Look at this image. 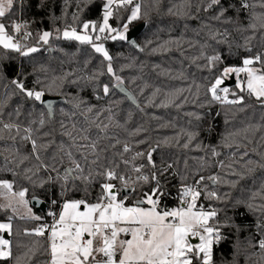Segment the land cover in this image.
Instances as JSON below:
<instances>
[{
  "label": "trees",
  "instance_id": "16d2710c",
  "mask_svg": "<svg viewBox=\"0 0 264 264\" xmlns=\"http://www.w3.org/2000/svg\"><path fill=\"white\" fill-rule=\"evenodd\" d=\"M207 2L208 0H140L142 18L139 23L145 22L146 25L137 40L143 51L136 49L128 41L118 39L104 42L110 55L113 56V67L124 77L125 84L135 95L138 105L133 104L119 91H114L105 97L95 86L96 81L86 79L103 67L100 55L94 53L88 45H81L76 41L52 39L48 45L41 43L39 45L41 51L28 57L0 47V117L12 124L27 126L29 120L37 119L39 113L43 112L47 123L37 136L42 132H50V136L45 137V140L52 139L57 143L64 141L66 145L69 141L62 135L64 129L61 128V121L69 129L73 123L76 124L77 129L88 128L93 139L99 134L102 146L115 143V140L119 139L120 144L108 149L106 155L109 158L113 153L121 151L124 143H130L133 149H143L144 152H147L149 146L154 147L159 143L160 147L153 153V160L157 168L172 165V168L160 176L165 190L171 193L163 198V204L171 207L178 203L177 189L181 184V176H187L188 182H191L194 173L200 167L201 158H206L207 164L213 165L206 166L201 174L219 173L228 180L238 178L227 175V168L220 169L215 165L221 160L226 165L233 163L234 169L243 173L245 178L240 179L235 187L221 183L216 190L220 193H228L229 200L227 204L215 201L212 203L224 209L221 217L226 213L231 218L230 223L237 225L238 228L223 230L225 239L215 246L214 261L215 264H264V252L258 247H252V244L261 238L256 225L257 222L264 224V215L246 207L248 203L253 205L264 203V200H261L264 196V188L261 187L264 183V170L255 163L248 167L244 166L249 159L264 163L262 159L264 108L244 93L243 105H222L218 113L215 102L208 106L210 97L206 95V87L224 67L240 66L244 57L264 52V28L260 27L259 21L253 20L254 16L264 14V7H261L264 0H248L249 5L254 7H249L247 10L240 8V0H222L226 7L229 4L234 5L226 13L231 23L222 22L223 17L221 20L212 19L218 9L204 11ZM102 4L103 0H67V4L65 0H23L22 8L13 9V18L29 23L28 31L33 33V37L26 43L35 45L38 32L52 31L56 27L63 28L66 23L71 24L72 14L77 11L78 5L81 21L99 22L102 18ZM187 12L196 18H189L184 14ZM128 14L129 10L121 9L110 19V23L119 28L125 22L122 18H126ZM5 19L7 20V17ZM251 23H256L255 30L248 27ZM217 30L221 33L227 30V37L218 36L212 39V33ZM173 40H178L179 43H168ZM246 47H250L252 51H246ZM201 52L209 56L219 54L222 62L209 70L204 67L207 63L205 59H195L201 56ZM121 68L123 71H120ZM68 73L73 75H68L60 87L46 93L64 99L56 104L54 118L47 115L44 105L27 99L12 83L13 80L20 79L26 88L39 90L43 84L50 83L56 77H64ZM37 80L42 81L43 84H37ZM98 83H110L109 76L99 77ZM196 85H201L199 90ZM157 88L160 92L153 96ZM189 88L191 91H188ZM179 89L185 91L181 93ZM98 94L99 99L96 98ZM80 100L85 101L86 104L76 108L74 105ZM202 104L205 106L201 107ZM87 106H94L92 113L86 112ZM109 107L111 112L104 111ZM17 108L20 109L19 116L16 115ZM97 112L102 113L98 119ZM189 113L198 114L202 119H196ZM93 120L95 123H92ZM101 122H103L101 126L108 125L106 136L95 126ZM33 127L37 128L38 125ZM137 129H140L139 133ZM189 132H195L197 136L189 148L185 149L183 144L187 141ZM0 135L4 137L0 139V179L14 181V190L17 191L28 188L27 198L31 200L33 197H39L47 202V211L57 210L59 205H53L51 201L61 200L59 182L47 183L44 188L37 187L32 182L35 181L38 185L41 180H48L49 176L55 177L56 173L41 169L37 175L32 176V181L28 180L26 175L31 173L26 174V170L32 168L36 171L37 161L34 158L24 160L23 163L19 161L30 154V144L21 141L19 136L15 141L10 139L15 135V130L9 132L2 129V123H0ZM143 140L147 143H138ZM165 141L167 143H164ZM197 143L204 149L211 146L221 155L217 158L212 157L210 152L196 149ZM226 144L234 146L230 148L225 146ZM236 144L246 147H241L237 151ZM14 147L19 148V155L8 151ZM245 150L249 155L240 160V154ZM55 151L54 146L47 152H42V160L45 163H52L50 156ZM232 153H236L235 163ZM6 156L16 163L6 164L4 159ZM124 156L128 158L130 153ZM57 167L60 165L57 164ZM249 168L254 171L250 172ZM146 170L151 171L147 167ZM97 191L99 189L93 186L92 195ZM258 191L259 194L253 199V194ZM69 195L73 198H82L84 194L73 192ZM237 200L244 201V204L232 207L231 205ZM204 203L207 205L209 202L204 201ZM33 208L36 214L44 219L49 217L46 212H39L35 207ZM8 216H12L10 210H0V222H4ZM40 222L21 220L19 217L13 219L15 235L9 236L8 239L13 240V254L19 257V264H40L47 259L46 255L42 254L41 248L44 238L23 235V229L34 228ZM29 249L35 251L34 256L29 253ZM10 264H17V261L13 260Z\"/></svg>",
  "mask_w": 264,
  "mask_h": 264
},
{
  "label": "snow or ice",
  "instance_id": "6c2138e0",
  "mask_svg": "<svg viewBox=\"0 0 264 264\" xmlns=\"http://www.w3.org/2000/svg\"><path fill=\"white\" fill-rule=\"evenodd\" d=\"M65 3L67 4V0ZM15 7L22 8L23 0H0V47L28 57L41 51L39 47L41 43L48 45L52 39L76 41L81 45H88L94 53L100 55L103 67L94 71L86 79L96 81L95 86L105 97L114 91L128 92L124 77L119 75L113 67V56L110 55L104 42L119 39L128 41L134 47H139L127 33L129 25L142 18L140 0H103L102 18L99 22L81 21L78 5L77 11L72 14L71 24L66 23L63 28L56 27L52 31L38 32L35 45L26 43L33 37V33L28 31L29 23L27 21L13 18ZM233 7L234 5L231 4L226 7L222 0H208L204 11L216 8L218 11L211 18L221 20L223 17L222 22L231 23L232 21L226 16V13ZM249 7H254V5H249L248 0H240L241 9L247 10ZM261 7H264V4H261ZM121 9L129 10V14L126 18H122L125 22L117 28L110 23V19ZM184 14L192 19L196 18L190 12ZM64 15L66 18L67 14ZM54 18L60 19V17ZM253 20L259 21L260 27L264 28V14L254 16ZM248 27L255 30L257 25L251 23ZM227 35V30L223 33L217 30L212 33V39H216L218 36L226 38ZM168 43L178 44L179 41L173 40ZM140 50L143 51V49ZM246 51L251 52L252 49L246 47ZM200 58L207 61L204 67L209 70L222 62V57L219 54L209 56L201 52V56L195 59ZM120 71H123V68ZM233 74L236 78L235 88L238 91H231L229 87L222 86L225 84V80ZM241 74H243V78H241ZM68 75H73V73H68L64 77H56L47 84L37 80V84H43L39 90L26 88L20 79L13 80L12 83L27 99L44 105L47 115L54 118L55 105L53 101L45 99L46 93L60 87ZM103 75L109 76L110 83H98L99 77ZM200 87L201 85H196L197 90ZM178 91L183 93L185 90L179 89ZM188 91H191V88ZM159 92L160 89L157 88L153 96ZM238 93H245L247 97L254 99L261 108H264V52L244 57L240 66L224 67L206 87V95L210 97L207 102L208 106L214 102L221 105H243L245 95ZM129 95L131 94L129 93ZM230 95L233 97L232 99H229ZM96 98H100L99 94ZM131 99L135 102V97H131ZM149 103L151 104L152 101L150 100ZM81 104H86V102L80 100L74 106L79 108ZM200 106L204 107L205 105ZM93 110L94 106L86 107L87 113H92ZM104 111L111 112V107ZM61 112L63 113L62 109ZM64 114L67 115V113ZM101 114V112H97L96 118L98 119ZM16 115H20L19 108L16 109ZM189 115L195 116L196 119H202L195 113H189ZM44 117L43 112L39 113L38 118L29 120L27 126L19 123L0 122L2 129L9 132L15 130V135L10 139L15 141L19 136L21 141L31 146L30 154L19 161V163H23L29 158H34L37 161L36 171H33L32 168L27 169L26 174L31 173V175H26V178L32 181V176L37 175L43 169L55 172L56 176H49L48 180H41L38 185L32 181L35 186L44 188L45 184L50 182H59L60 185L61 200L51 201L53 205H59L58 209L46 212V215L52 218L51 222H41L34 228L23 229L25 236L44 238L41 248L43 249L42 254L46 255L47 259L41 261L40 264H215L214 248L225 239L223 230L232 227L238 228L237 225L230 223L231 218L226 213L221 217L224 209L218 208L212 203L215 201L227 204L229 200L228 193H220L216 190L221 183L235 187L240 179L245 178L243 173L234 169L233 163L226 165L221 160L215 165L220 169L227 168V175L238 178L237 180H228L219 173L201 174L206 166H213L207 164L206 158H201L200 167L194 173L191 182H188L187 176H181V184L177 189L178 203L174 207H168L163 204V198L171 193L165 190L160 176L172 168V165L168 164L166 167L157 168L156 162L153 160V153L160 147L159 143L154 147L149 146L147 152L136 151L129 158H125L124 154L131 152L132 148L124 143L122 150L113 153L109 158L106 155L108 149L115 148L117 144H120L119 139H116L115 143L102 146L99 134L93 139L88 128L77 129L76 124L73 123L69 129L61 121V128L64 129L62 135L68 138L69 143L66 145L64 141L57 143L52 139L45 140V137L50 136V132H42L37 136V133H40L46 126L47 121ZM109 120H111V116H109ZM92 123H95V120ZM102 123L95 126L99 132H104L106 136L108 125L101 126ZM33 125H38V127L34 128ZM136 131L139 133L140 129ZM196 136L197 133L189 132L183 148L188 149ZM0 139H4L3 135H0ZM109 139L111 140V138ZM138 143H147V141H138ZM54 146L56 151L50 156L52 163H45L41 158L42 152H47ZM225 146L231 148L234 145L226 144ZM195 147L198 150L210 152L212 157L221 155L211 146L204 149L197 143ZM235 147L239 151L241 147L246 146L236 144ZM8 151L19 155V148H10ZM57 153L59 154L57 155ZM248 155L249 153L245 150L240 154V160ZM231 156L233 162H237L235 161L236 153H232ZM4 159L6 164L16 163L15 160H10L7 156ZM138 159H143L146 163L137 164ZM254 163L264 170V163L251 159L247 160L244 166L248 167ZM57 164L60 167H57ZM146 167L151 171L146 172ZM249 171L254 170L249 168ZM93 186L99 189L95 195H92L91 192ZM145 186H147L146 189ZM261 187L264 188V183ZM14 188V181L0 179V199L5 201L0 204V210H10L14 214L8 216L4 222H0V262H4V264H10L13 260L19 264V257L13 254V240L5 237V234L15 235L13 219L19 216L21 220H44L42 216L33 213L32 208L29 207L31 203L27 198L29 189L21 188L17 191ZM73 192H83L84 195L82 198H73L69 195ZM258 194L259 191L254 193L252 198L255 199ZM33 200L38 204L43 203L39 197H33ZM261 200H264V196L261 197ZM204 201L209 203L206 205ZM242 204L244 201L237 200L231 206ZM246 207L264 215V203L259 205L248 203ZM21 208L26 210L24 215H20ZM256 228L261 233V238L252 244V247H258L264 252V224L257 222ZM17 246L19 247V245ZM29 253L35 255L33 249H29Z\"/></svg>",
  "mask_w": 264,
  "mask_h": 264
},
{
  "label": "water",
  "instance_id": "95a60500",
  "mask_svg": "<svg viewBox=\"0 0 264 264\" xmlns=\"http://www.w3.org/2000/svg\"><path fill=\"white\" fill-rule=\"evenodd\" d=\"M145 22H141L137 25H135L134 27H132L127 35L130 37L131 40H134L136 42V44L139 46V47H135L136 49L140 50L141 49V46L139 45L138 43V36L141 34V32L144 30L145 28ZM131 44V43H130ZM132 45V44H131ZM236 84V79H235V75L233 74V76L230 77V79H226L225 80V84L222 85V86H227V87H231V86H234ZM126 88L128 89V92L127 93H122L123 95H125L129 101H131L133 104L135 105H138V102H137V99L135 98V102H133V100L131 99V97H135V95L133 94V92L130 90V88L125 84ZM129 93L131 95H129ZM46 100H51L54 102V105L56 106V104H58L59 102H62L64 99L63 97L61 96H51V95H46L45 97ZM40 199V198H39ZM41 201H43L42 199H40ZM31 201V205L33 207H35V209L37 211H42V212H47V209H48V204L47 202L43 201L42 204H38L36 203L33 198L30 200ZM5 237L6 238H9V236L7 234H5Z\"/></svg>",
  "mask_w": 264,
  "mask_h": 264
},
{
  "label": "rangeland",
  "instance_id": "374dc122",
  "mask_svg": "<svg viewBox=\"0 0 264 264\" xmlns=\"http://www.w3.org/2000/svg\"><path fill=\"white\" fill-rule=\"evenodd\" d=\"M139 22H140V19H138V20H136V21H133L130 25H129V30L132 28V27H134L135 25H137V24H139ZM106 47V46H105ZM241 78H243V74H241ZM228 79H230V78H228ZM236 79V78H235ZM230 88V90L231 91H238L236 88H235V85L234 86H231V87H229ZM239 95H242V94H244V93H238ZM233 97L230 95L229 96V99H232ZM216 105H217V110H218V113L221 111V107H222V105H218V103H216ZM217 158V157H216ZM3 203H5V201L4 200H2V199H0V204H3ZM30 207V206H29ZM11 212V211H10ZM25 212H26V210L25 209H23V208H21L20 209V215H24L25 214ZM11 215L13 216L14 214L11 212ZM16 217H19V216H16Z\"/></svg>",
  "mask_w": 264,
  "mask_h": 264
},
{
  "label": "built area",
  "instance_id": "2783aa9c",
  "mask_svg": "<svg viewBox=\"0 0 264 264\" xmlns=\"http://www.w3.org/2000/svg\"><path fill=\"white\" fill-rule=\"evenodd\" d=\"M19 20L22 21V19H19ZM218 105H221V104L218 103ZM0 120L2 121V123H9L7 121L2 120L1 117H0ZM127 144L132 148V151L129 152L130 153V156L129 157H131L136 151H144L143 149H133V147H132V145L130 143H127ZM136 163L137 164H141V163H146V162L144 160H137ZM145 171L148 172L146 169H145ZM168 207H171V206H168ZM172 207H174V206H172ZM51 219H52L51 217H48L47 219H44L41 222H48V223H50L51 222Z\"/></svg>",
  "mask_w": 264,
  "mask_h": 264
},
{
  "label": "crops",
  "instance_id": "0c3cea01",
  "mask_svg": "<svg viewBox=\"0 0 264 264\" xmlns=\"http://www.w3.org/2000/svg\"><path fill=\"white\" fill-rule=\"evenodd\" d=\"M29 206L32 208L33 213L36 214V212H35L34 208L32 207V205L30 204ZM36 215H37V214H36Z\"/></svg>",
  "mask_w": 264,
  "mask_h": 264
}]
</instances>
